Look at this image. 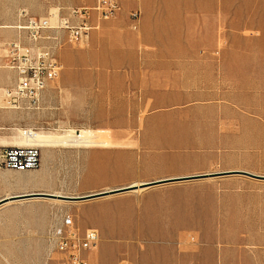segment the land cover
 <instances>
[{
	"label": "rangeland",
	"instance_id": "1",
	"mask_svg": "<svg viewBox=\"0 0 264 264\" xmlns=\"http://www.w3.org/2000/svg\"><path fill=\"white\" fill-rule=\"evenodd\" d=\"M20 3L0 0V15L16 17L15 22L0 21V26L20 22ZM222 16L216 24L218 44L210 55L229 62L228 73L218 75L217 88L231 95L226 101L242 119L230 126L232 143L217 150L225 151L223 158L207 172L245 171L264 176V0H233L231 9ZM0 30L16 34L13 28ZM83 129L101 140L108 139L112 146L56 144L46 148L48 160L41 158L36 169H5L12 181L37 180L25 186L21 195L47 192L80 196L171 177L164 174L171 171L157 164V153L131 145L135 154L125 165L130 174L118 175L113 183L115 157L83 155L89 148L121 146L110 131L52 126L33 130L77 135ZM44 149L41 147L42 152ZM125 158L121 155L120 162ZM98 167L101 176H81L85 168ZM201 173L192 171L190 175ZM20 206L25 216L23 232L0 238V264H61L62 256L50 236L64 230L68 221L81 229H98L100 242L89 254L90 264H264V178L231 173L86 201L34 198L23 200Z\"/></svg>",
	"mask_w": 264,
	"mask_h": 264
},
{
	"label": "crops",
	"instance_id": "2",
	"mask_svg": "<svg viewBox=\"0 0 264 264\" xmlns=\"http://www.w3.org/2000/svg\"><path fill=\"white\" fill-rule=\"evenodd\" d=\"M17 1L21 11L29 9L37 17L54 8L94 6L97 2ZM232 1L126 0L111 19L100 20L97 13L91 14L90 22L98 28L86 46L68 43L66 32L59 31L63 46L55 54L62 71L44 91L40 110H4V87L12 85L16 75L0 69V154L8 146L21 145L20 131L26 128L17 124L31 126V130L46 126L93 128L110 131L111 138L121 145L83 152L116 158L113 183L118 175L130 174L125 165L135 154L131 145L157 153V164L171 171L165 175L210 173L207 170L225 152L217 150L232 143L230 126L242 119L226 101L231 95L217 88L218 75L228 73L229 62L210 55L218 44L216 24L231 9ZM133 10L140 11L137 21L131 19ZM3 20L15 22L16 17L0 15ZM16 36L12 30H0V39ZM44 150L42 160L46 162L49 152ZM121 155L126 156L123 163ZM8 175L0 166V200L8 198L0 205V238L23 232L25 216L20 204L36 198H16L25 186L18 182L20 178L12 181ZM101 175L99 167L85 168L81 174Z\"/></svg>",
	"mask_w": 264,
	"mask_h": 264
},
{
	"label": "built area",
	"instance_id": "3",
	"mask_svg": "<svg viewBox=\"0 0 264 264\" xmlns=\"http://www.w3.org/2000/svg\"><path fill=\"white\" fill-rule=\"evenodd\" d=\"M126 0H97L94 6L56 8L47 16H30L20 13V22L13 25L17 36L0 39V68L15 72V81L4 87L6 108L40 110L46 88L62 71L55 50L63 46L59 31L66 32L67 42L86 46L91 34L98 28L90 22L91 14L100 20L116 16ZM131 19L137 21L140 11L133 10ZM6 28V27H0ZM42 150L37 145H14L0 154V166L5 169L28 171L41 164ZM54 249L61 254V264H90L89 254L100 242L98 229H81L68 221L64 230H56L50 236Z\"/></svg>",
	"mask_w": 264,
	"mask_h": 264
},
{
	"label": "bare ground",
	"instance_id": "4",
	"mask_svg": "<svg viewBox=\"0 0 264 264\" xmlns=\"http://www.w3.org/2000/svg\"><path fill=\"white\" fill-rule=\"evenodd\" d=\"M5 107H6V103H5ZM20 132L22 136L21 145H37V146L39 145L43 148H50L51 146L56 145V144H66L70 146L78 145V146H84V147H90V146L109 147L111 146V143L109 142L108 139L101 140L99 136L92 134L91 131L84 130V129L81 130V134L78 133L77 135L76 134L75 135L66 134V133L52 134V133H45V132H40V131H33L31 129L24 130V131L21 130ZM95 133L100 134L99 131H96ZM19 182L24 184V186H28V185L36 184L37 180L36 179H31V180L20 179ZM146 183L147 182H133L132 184H130V186H135L136 189H134L133 191L139 192V191L146 189L145 187H142ZM105 191H108V190H105ZM56 195H61V194H56ZM20 196H17L16 198H21Z\"/></svg>",
	"mask_w": 264,
	"mask_h": 264
},
{
	"label": "water",
	"instance_id": "5",
	"mask_svg": "<svg viewBox=\"0 0 264 264\" xmlns=\"http://www.w3.org/2000/svg\"><path fill=\"white\" fill-rule=\"evenodd\" d=\"M231 173H242V174L250 176V177L264 178V176L253 174L250 172H245V171L210 172V173L195 174V175H190V176L170 177V178L158 179V180L147 182L142 187L150 188V187H155V186L170 184V183L213 178V177H217L219 175L231 174ZM134 189H136L135 186L129 185V186L115 188V189L108 190V191H100V192H95V193H91V194H87V195H80V196L56 195L53 193L38 192V193L22 194V196H20V197L21 198H28V197L29 198H31V197L45 198V197H48V198H56V199L68 200V201H86V200L97 199V198H101V197H105V196H109V195L129 192V191H133ZM7 200H8V198H4V199L0 200V205Z\"/></svg>",
	"mask_w": 264,
	"mask_h": 264
}]
</instances>
